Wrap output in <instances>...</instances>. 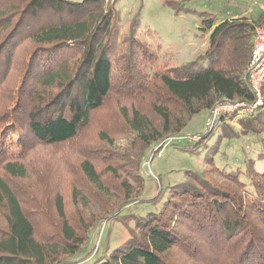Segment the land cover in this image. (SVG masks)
Returning <instances> with one entry per match:
<instances>
[{"label": "trees", "instance_id": "1", "mask_svg": "<svg viewBox=\"0 0 264 264\" xmlns=\"http://www.w3.org/2000/svg\"><path fill=\"white\" fill-rule=\"evenodd\" d=\"M191 1L165 4L182 16ZM117 3L0 0V264H78L103 224L104 250L92 264H264V173L253 159L242 160L244 171L221 169L218 146L165 201L159 191L151 200L163 201L159 211L125 213L142 202V163L196 115L222 101L254 102L247 71L264 12L253 22L230 18L240 5L230 0L214 2L212 12L193 10L209 45L194 61L167 67L139 35L141 8L123 31ZM111 102V126L85 139ZM226 119L219 126L229 134L218 144L240 137ZM239 121L262 150L264 111ZM207 134L193 140L194 151L215 138ZM36 148H69V158L61 154L62 167L53 168L33 158ZM64 172L73 211L61 195ZM113 224L129 238L110 251Z\"/></svg>", "mask_w": 264, "mask_h": 264}, {"label": "rangeland", "instance_id": "2", "mask_svg": "<svg viewBox=\"0 0 264 264\" xmlns=\"http://www.w3.org/2000/svg\"><path fill=\"white\" fill-rule=\"evenodd\" d=\"M73 2H81L83 0H67ZM166 0H118L117 8L121 12L123 19V31L127 28L130 20L141 8L140 20L141 31L140 37L144 41H147L155 50L158 56V63L161 66L167 67H179L184 66L191 61H194L198 56L203 55L209 45V34H206L201 29V18L197 16L193 10L198 12H212L214 2L221 0H212V5H209L208 0H192L188 3V7L191 10L186 14L176 15L174 10L165 4ZM168 1V0H167ZM211 1V0H210ZM224 1V0H223ZM232 3L239 1L243 3L240 6L241 11H248L249 15L253 16L254 20H257L260 13L264 12V0H230ZM207 5V6H206ZM215 9H221L222 6H215ZM255 16V17H254ZM264 20V19H263ZM263 22V21H262ZM19 39V38H18ZM117 108L115 103H110L105 106L102 112H99L96 121L92 123L91 130L88 132V137L95 141L98 133L101 130H106L110 127L112 118L109 117V112H114ZM264 111V101L258 109ZM256 113V112H255ZM211 111H203L196 115L187 127L178 135L173 137L172 141L167 143L161 151V156H156L150 165L146 166L147 160L142 163L143 176L145 178V190L141 195V203L132 205L126 210V214H135L139 216H145L148 213L157 212L162 208V203L168 196L171 187L183 183L185 180V174L188 171L201 172L206 168L205 162L208 156H211L210 151L215 146H218L217 153L214 156V162L221 169L236 170L240 169L244 171L242 166V160L253 159L255 160V169L264 173V160H258V155L261 150V144L257 143L255 137H244L241 134V119L247 118L254 114V111L243 112L242 109L237 108L229 110L228 112H220L214 119L211 115ZM226 115V122L233 129L239 132L240 137L236 139L224 138L220 141L218 139L220 135H227L229 131L220 129V118ZM233 117V118H231ZM109 131V130H107ZM215 131V138L209 142L207 140H200L202 148L196 152L193 150V137L201 136L206 133ZM207 134V135H208ZM228 136V135H227ZM119 137V136H118ZM120 138V137H119ZM217 138V140H216ZM119 140V139H118ZM117 140V144H125L122 140ZM196 141V140H195ZM208 144L210 149H204ZM37 148L33 153V158L49 160L54 166L58 168L61 166L60 162L56 163L61 154L69 155L67 150L69 148ZM53 152V154H52ZM146 166V167H145ZM63 183L62 194L66 198L68 209L70 208L71 201V188L65 179L67 174H61ZM242 180L244 179L241 177ZM164 193L163 201L154 205L151 200L155 198L159 191ZM133 227L134 223L131 224ZM112 236L109 242L110 251L120 247L128 240L129 233L126 229L119 224H113ZM108 227V226H107ZM104 228V224L99 226L96 234L93 235L92 241L89 245V249L86 254L89 259H77L82 260L78 264H92L95 258L100 257L103 253V242L105 240L106 232L108 228ZM105 229V230H104ZM85 254V255H86ZM93 258V259H92Z\"/></svg>", "mask_w": 264, "mask_h": 264}, {"label": "built area", "instance_id": "3", "mask_svg": "<svg viewBox=\"0 0 264 264\" xmlns=\"http://www.w3.org/2000/svg\"><path fill=\"white\" fill-rule=\"evenodd\" d=\"M114 2L115 0H111ZM255 27L253 50L248 66V81L252 94L255 99L251 104L245 102H229L222 101L211 111V115L215 119L220 112H228L229 110L240 108L243 112L255 111L263 105L264 101V21ZM199 136H194L193 140H198ZM161 156V153L159 154Z\"/></svg>", "mask_w": 264, "mask_h": 264}, {"label": "crops", "instance_id": "4", "mask_svg": "<svg viewBox=\"0 0 264 264\" xmlns=\"http://www.w3.org/2000/svg\"><path fill=\"white\" fill-rule=\"evenodd\" d=\"M236 3H238V4H240L239 5V9H238V11L237 12H229V11H227L226 13H227V15H230V18H243V17H246L250 22H253V21H255L254 19H253V16L252 15H249L248 13V11H241V9H240V6L243 4V3H241V2H239V1H237ZM211 7H213V6H211ZM213 9V8H212ZM224 12L225 11H223L222 13H221V15L222 14H224ZM261 14V13H260ZM255 17V16H254Z\"/></svg>", "mask_w": 264, "mask_h": 264}]
</instances>
